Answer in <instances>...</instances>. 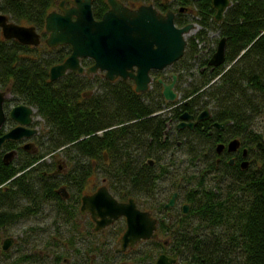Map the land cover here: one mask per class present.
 I'll return each instance as SVG.
<instances>
[{
    "label": "trees",
    "instance_id": "1",
    "mask_svg": "<svg viewBox=\"0 0 264 264\" xmlns=\"http://www.w3.org/2000/svg\"><path fill=\"white\" fill-rule=\"evenodd\" d=\"M57 1L0 0V12L17 24L33 25L45 35V15ZM120 1L128 6L151 2L160 12L172 9L177 26L188 22L200 25L186 38L182 56L170 65L169 78L176 75L179 95L164 107L157 82L160 73H152L153 82L146 93H136L131 80L110 82L101 74L90 76L88 82L67 77L52 81L48 68L68 54L65 47L38 52L36 47L0 34V88L9 86L13 99L35 107L45 127L40 156L60 153L68 168L63 183L77 193L69 208L58 196L49 197L57 205L55 220L65 228L74 226L79 197L95 175L117 200L133 198L146 210L163 208L177 187L181 188L178 197L189 205L188 211L169 224L167 250L149 239L140 249L138 264H153L155 254L166 251L176 257L177 264H264V138L254 130L256 115L250 116L260 111L258 106H264V0H231L220 20L214 18L212 0ZM107 9L105 0L91 1L94 18H100ZM208 29L216 31L218 37L214 47L204 51L209 43ZM221 37L225 38L224 61L209 70L206 63ZM194 62L197 75L186 81L180 71L191 74ZM202 66L206 67L201 70ZM179 81L187 83L179 85L180 90ZM81 90L90 91V95L80 99ZM257 95L260 97L255 99ZM170 106V116L154 114ZM208 106L214 120L230 121L229 136L250 147L247 168L217 161L215 153H207L215 141L206 129L171 132L170 128L163 132L165 121H175L184 111L193 114L196 107L194 113L198 114ZM37 174L25 173L31 183L25 188V197H37L31 190ZM49 191V187H42L43 200ZM45 229L43 225L41 242L35 247L47 249L52 237L55 243L51 247L56 248L49 252L59 258L70 255L78 264L110 262L108 254L101 253L90 263L89 254L96 253L93 248L65 233L48 235ZM41 264H51L46 254Z\"/></svg>",
    "mask_w": 264,
    "mask_h": 264
},
{
    "label": "flooded vegetation",
    "instance_id": "2",
    "mask_svg": "<svg viewBox=\"0 0 264 264\" xmlns=\"http://www.w3.org/2000/svg\"><path fill=\"white\" fill-rule=\"evenodd\" d=\"M150 4L152 3L150 2ZM64 5L68 7L71 5V2L66 1ZM139 5L140 4H135L133 6L126 5V6L130 8H136ZM153 7L155 6L153 5ZM56 8H57V4L54 7V9ZM35 31L39 34V43L37 45H31V44H24V45H30L36 47L38 52H42L43 48L45 50V49H57L59 47H65L68 54L64 56V58L61 61L56 62L52 65L63 62L69 56L71 52L70 44L63 43V44H57L56 46L53 47L48 46L45 43V38L47 36L46 31L43 30L46 33L45 35H42L38 30H36V28ZM0 34H1V30H0ZM198 47H201V45L199 44ZM46 54L48 55V53H45V55ZM78 63L82 69L80 72L67 69L65 70L63 75L59 76L58 78L52 81H59L67 77V79H74L77 80L78 82L80 81L88 82L90 76L96 74H101V76H103L104 79L110 82L118 79L131 80L130 78L122 79L120 77H116L112 80H109L104 77V71L99 69L93 73H89L87 69L89 66L93 64V60L87 56L78 57ZM206 64L209 66V70H211L212 65H209L208 62ZM52 65H50V67ZM205 67L206 66H202L201 70H203ZM49 68H48V77H49ZM163 71L164 70H160V71L150 70L149 74L151 80L148 83L147 89L140 92L134 90L135 84L131 80L133 84V90L136 93H146L148 88L151 87V84L153 82L152 73L155 74L160 73L161 75ZM164 77L169 78V75L168 74L164 75L163 72L162 78H160V76H157V82L159 83L161 95H162V85L158 81V79L160 78L163 81H166L164 80ZM74 80H72L71 83L75 85L77 83H75ZM0 91L3 92V97H4L2 101V107L4 110V120L0 125V136L17 125V122L11 119L9 116V111L12 107L19 104H25L27 106L32 107L34 110L33 113L31 114L30 123L25 125L26 129L33 130L34 132L31 133L29 136H23L17 139L6 138L0 144V264H41V259L43 254H46L48 256L51 264H55L56 262L58 264H78L75 263V260L78 261V259L76 258L74 259L72 258V256L70 257V255L63 254L59 258L55 252L53 253L49 252V249L56 248V247H51V244L55 243L54 240H52V237H50L51 240L47 245L48 247L47 249H41L40 247H35L36 244H39L41 242L43 225L47 227V229L43 230V232L44 233L48 232V235L53 236V233L57 235L65 233L66 235H69L71 237L72 236L76 237L78 241H81L82 245L87 244L88 246L93 248L92 250L96 251V253L91 252L89 254L90 263H94L96 259L100 258L99 255L101 253H107L110 261L108 264H130V262L127 261L126 258H128L131 253L138 252L139 248L143 250L144 248L142 245H145V243L149 239H155L156 241L160 242L162 245L166 247L165 250H167V247H169V239H168L169 224L171 223L172 220H178L179 218H181L188 211L189 208V205L185 201H181V199L179 198L181 196L179 195L178 197V194L181 192L180 187H179L180 189L175 187V189L170 193V195L167 198L169 202L172 194L175 193L172 204L167 205L166 202L162 206L163 208L158 210L153 208H151L152 210L151 209L146 210L142 207H139L135 202V200L132 198V201L135 203L137 208H139L142 211L148 212L150 216H152L155 219V232L157 234V238L141 239L140 241H137L133 247L126 246L123 250L118 249L120 247L119 238L126 228V219L124 216L117 217L111 223L106 224L101 228H95V221L92 219L90 214L88 212L81 213L80 203H81L82 194H90L101 185H104L109 191L107 185L104 182L99 181L97 179L98 176L96 175L92 176L91 180H89L86 183L85 190L79 197V201H78L79 214L72 220V224L74 223V226L71 225L65 228L63 225L58 224V222L55 220L56 217L55 211H57V205L56 202L54 200H50L49 197L58 196L61 199V201L64 202L66 208H69V204L72 203V201L77 196L76 195L77 193H75L73 189H70L68 184L63 183L65 182V179L68 178V174H67L68 168L63 165V161L59 159L56 154L55 155L47 154L44 156H40L42 151L41 150L42 124L40 123V121L35 119V115L39 116L36 114L35 107L26 103H22V101L20 102L16 98L13 99L14 95L12 94L11 88L9 86L4 87L3 89L0 88ZM89 95H90V91L88 90H81L78 93L79 98L82 100ZM162 97L164 100V103L162 105L164 107L165 103L168 100H166L163 95ZM172 108L173 107L171 106L165 107L162 110L155 112L154 114H158L160 112L162 116L165 115L170 116L169 110L171 111ZM208 109L210 113L209 116L201 120H198L196 122L194 121L197 116V113L194 112H196L198 108L196 107L195 109H193L192 118L189 120V122L192 125L191 127H189L187 124H184L183 126H178V124L182 122L184 123L187 122L186 120L180 119L179 117L180 113H179L178 118L175 121L172 122H170V120L165 121L166 127L163 132H167L166 130L170 128H172L171 132H185V131L193 132L195 130L204 131L206 129V133L211 135L210 136L211 139L215 141L212 148L210 147L207 153H215L217 156V161L219 159H221V162L227 160L229 165L231 166L234 165V167L235 165H237L239 168H241L240 161L242 159H247V161L249 160L247 153H251V151H249L250 147L248 146V144L241 141L240 138L236 137V139L238 140V146L235 149L230 150L228 148V142L231 139L235 138L228 135L230 131L229 129L231 128L230 126H228L230 125V121L224 120L219 122L217 120H214L211 116L209 106ZM179 110H181L180 107ZM230 160L232 161L230 162ZM29 161L31 162L26 166V164ZM247 165L246 167L241 169L247 168ZM11 170H14L15 172L10 176L9 172ZM27 171H34L35 173H38L35 176L36 181L33 184L35 187L34 188L31 187L33 194L37 195V197H33V196L25 197L24 195L25 188L31 184L30 182L26 181V178L28 176L25 175V173ZM58 181H60L61 183H57ZM42 187L50 188V191L44 194L45 197H47V199L44 200L41 198ZM109 193L111 194L110 191ZM127 200L128 199L118 200V201L125 202ZM184 205L187 206L186 211H184L183 209ZM42 220H46V222L41 223ZM162 223L165 225L164 228L162 227ZM159 253H165L168 255L167 251L159 252ZM33 257L35 260H32ZM35 257H39L38 260L40 262H38ZM155 259L153 260V264H155ZM174 264H177V261Z\"/></svg>",
    "mask_w": 264,
    "mask_h": 264
},
{
    "label": "water",
    "instance_id": "3",
    "mask_svg": "<svg viewBox=\"0 0 264 264\" xmlns=\"http://www.w3.org/2000/svg\"><path fill=\"white\" fill-rule=\"evenodd\" d=\"M66 1L71 2V5L66 7ZM106 3L108 9L98 19L92 15L91 0H60L57 8L45 15V43L51 47L63 43L71 46L69 56L49 68V79L58 78L67 69L80 72L82 69L78 57L87 56L93 60V64L87 69L89 73L99 69L104 71V77L109 80L116 77L130 78L135 84L134 90L143 91L151 80L150 70H164L182 56L186 43L185 34L194 29L195 23L188 22L177 26L171 9L160 12L152 4H140L136 8H130L120 0H106ZM229 4L230 0H212L216 10L215 20L222 18ZM0 30L6 39L13 38L20 43L31 45L39 43V34L32 25L14 23L2 12ZM224 54L225 38L221 37L207 61L208 64L220 65L224 61ZM175 80V74L171 75L169 82L158 79L162 85V95L168 101L177 97L174 90ZM3 98V92L0 91V125L4 120ZM33 111L32 107L25 104L12 107L9 116L17 125L0 136V144L6 138L17 139L33 133V130L25 128L31 121ZM209 114L208 107H205L197 114L194 122L208 117ZM179 117L187 122L178 126H192L189 122L192 114L184 111ZM237 146L236 138L228 142L230 150ZM247 163V159H242L240 167H246ZM174 196L175 193L167 205L172 204ZM183 209L186 211L187 206L184 205ZM80 211L90 214L95 221V228H101L117 217L124 216L126 228L119 238V250L126 246L133 247L141 239L157 238L155 219L148 212L137 208L132 199L119 202L104 185L90 194L81 196ZM175 262V257L165 253H159L155 259V264Z\"/></svg>",
    "mask_w": 264,
    "mask_h": 264
},
{
    "label": "rangeland",
    "instance_id": "4",
    "mask_svg": "<svg viewBox=\"0 0 264 264\" xmlns=\"http://www.w3.org/2000/svg\"><path fill=\"white\" fill-rule=\"evenodd\" d=\"M60 0H58L57 1V3L59 2ZM230 2H231V0H230ZM141 4H150V3H145V2H142ZM192 17V16H191ZM193 18H195V16L193 17ZM195 23V22H194ZM200 29V25L199 24H197V23H195V26H194V29H191V31L188 33V34H185V39L189 36V35H193L194 33H196L198 30ZM206 36H207V38H208V41H209V43H206L205 45V47H204V51L207 49V48H213L214 46H213V41L215 40V38L216 37H218V35H217V32L216 31H214V30H207L206 31ZM197 45H199V44H197ZM192 67H191V69L189 70V72L191 73V74H187L185 71H180V73H182V76L184 77L183 79H185L186 81H187V79L188 78H193V77H191V76H196L197 74H196V71H195V67H197V65H196V62H194V63H192ZM170 66H167V68L166 69H164V75H169L170 74ZM162 72V73H163ZM162 73H161V75H160V78H162ZM164 80H166V82H169L170 81V78H167V77H164ZM178 84V90H180V87H182V86H185L187 83L186 82H180L179 81V83H177ZM179 85H180V87H179ZM175 88H176V80H175V85H174V90H175ZM176 92H177V90H175ZM178 92H177V97L174 99V100H176L177 98H178ZM251 96H252V93H251ZM260 96H255V99H257V98H259ZM262 102L264 103V100H262ZM257 108H259L260 109V111L259 112H256L257 114H250V116L251 117H253V116H255V118H254V130L256 131V132H258V133H260L262 136H263V138H264V106H263V104H261L260 106H258ZM35 119L36 120H38V121H41L42 119H40V117L39 116H36L35 115ZM42 130H45V127H43V125H42ZM56 155H57V157L60 159V158H63L62 157V155L59 153V154H57L56 153ZM203 174H204V172H203ZM203 174H201V175H203ZM206 175H207V173H205ZM98 181V180H97ZM96 181V182H97ZM92 187V186H91ZM90 188V187H89ZM42 239V238H41ZM137 249H138V247H137ZM156 255H157V253L155 254V257H156ZM137 256H139V257H141L142 256V253H141V250H140V248L138 249V252H134V253H131L130 255H129V257L128 258H126V260L127 261H129L130 262V264H138L137 263ZM155 257H154V259H155ZM141 262V261H140Z\"/></svg>",
    "mask_w": 264,
    "mask_h": 264
}]
</instances>
